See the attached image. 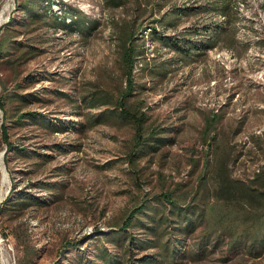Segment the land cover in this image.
I'll return each mask as SVG.
<instances>
[{
	"label": "rangeland",
	"instance_id": "rangeland-1",
	"mask_svg": "<svg viewBox=\"0 0 264 264\" xmlns=\"http://www.w3.org/2000/svg\"><path fill=\"white\" fill-rule=\"evenodd\" d=\"M19 1L0 0V33H16V41L23 42L0 60V95L11 94L6 96L11 139L51 156L18 155L7 162L0 144V205L12 190L10 201L22 191L48 201L21 210L7 204L0 211V264H101L102 252L121 253L113 234L142 199L147 205L127 230L140 241L132 245L134 263L142 264L137 259L147 254L154 260L144 264H264V253L251 257L242 249L228 251L227 238L213 246L210 236L203 238L201 224L185 233L176 224L177 211L154 199L160 192L191 196L206 159L210 167V155L227 153L236 178L264 171V0H232L238 15L234 47L208 49L187 64L151 38L149 28L140 34L145 52L134 69L138 86L131 101L142 104L164 140L135 166L125 162L133 138L129 123L86 124V115L103 109L87 107V94L96 87L118 94L124 85L116 25L136 17L143 29L159 16L158 5L163 11L206 0H128L116 8L103 0H52L53 11L74 9L94 23L91 29L87 24L81 29L29 26ZM209 18L210 13L189 11L178 28ZM24 45H32L35 54L16 58ZM143 62L167 67L166 75H150L141 69ZM21 110L60 118L66 127L14 122ZM29 183L35 184L30 188ZM166 238L175 241L173 253L161 250ZM69 240L78 244L64 247Z\"/></svg>",
	"mask_w": 264,
	"mask_h": 264
},
{
	"label": "trees",
	"instance_id": "trees-1",
	"mask_svg": "<svg viewBox=\"0 0 264 264\" xmlns=\"http://www.w3.org/2000/svg\"><path fill=\"white\" fill-rule=\"evenodd\" d=\"M103 2L116 8L126 5L128 0H103ZM51 4L52 0H21L17 6L22 9L21 15L24 16L22 20L29 26L57 29L75 25L81 29L82 24H87L89 29L93 28L94 23L76 10L57 13L52 10ZM158 8L159 16L149 20L143 29L142 26L139 27L136 17L116 25L118 57L124 79V85L119 93L112 94L102 87H96L87 94L89 99L87 107L103 106L98 113L86 115L88 127L108 123L114 119L125 121L132 126V144L125 156V162L132 166L136 165L139 157L144 156L147 150H157L164 140L160 127L149 122V116L143 110L142 104L131 101L138 86L134 69L139 56L145 52L146 40L141 38L140 34L149 28L151 38L157 40L161 47H166L179 56V59L186 64L197 59L208 49L216 47L232 49L237 41L235 23L238 15L232 0H206L203 4L182 7L174 5L163 11H161L162 6L158 5ZM189 11L210 13V18L201 23H192L178 28L181 16ZM216 15L222 16L223 19L221 21L213 19ZM168 29H172V33H166ZM202 35L203 39L198 38ZM16 37V33L11 34L9 31L0 33V60L7 54L19 50L23 42L16 41ZM23 47L16 58L24 54L26 59L35 54L32 45ZM12 48L13 51L10 50ZM144 68L150 75L161 78L167 73V67L161 64L149 65V62H143L141 69ZM6 96L0 95V111L2 112L0 144L5 145L4 159L9 162V158L18 155L25 158H31L33 155L50 158V154L29 150L27 145L19 144L11 139L7 120L12 118V115L6 105ZM14 114V122L33 121L50 130H63L66 127L62 125L60 118L50 117L37 110H21ZM205 162L204 174L197 185L199 188L196 186L191 194L193 203L189 204L188 199L191 196L188 193L160 192L154 195V199L163 201L169 207L171 206L172 210L177 211V215L181 218L176 224L185 233L201 224L206 231L203 238L208 241L210 236V244L212 243L213 246H218L222 241L224 243V238H227L225 246L228 251L242 249L251 257L260 256L264 253V171H257L247 179L236 178L231 174L228 155L223 152L214 156L210 155V167H207L208 159ZM34 184L29 183L30 188ZM54 187V183H51V188ZM12 192L13 190L1 202L0 211L7 204L6 207L13 206L16 210H21L48 201L30 191L19 192L17 197L10 201ZM146 205L145 199H142L124 215L112 237L115 242L121 243L122 251L119 255L109 251L102 252L101 264H136L132 261L134 259L132 245H138L140 241L127 230L135 224ZM152 227L155 232L157 224L152 223ZM77 244L78 242L69 240L64 247ZM174 244L175 241L172 243L171 239L166 238L161 250L165 254L170 250L173 253ZM153 258L145 254L139 257L137 262L149 263L154 260Z\"/></svg>",
	"mask_w": 264,
	"mask_h": 264
},
{
	"label": "bare ground",
	"instance_id": "bare-ground-1",
	"mask_svg": "<svg viewBox=\"0 0 264 264\" xmlns=\"http://www.w3.org/2000/svg\"><path fill=\"white\" fill-rule=\"evenodd\" d=\"M5 180H6V178H5V176H4V177H3V181H2V182L4 183V182H5Z\"/></svg>",
	"mask_w": 264,
	"mask_h": 264
}]
</instances>
